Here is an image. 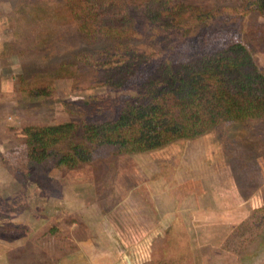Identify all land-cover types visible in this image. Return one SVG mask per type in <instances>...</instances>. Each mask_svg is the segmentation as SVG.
Listing matches in <instances>:
<instances>
[{
  "label": "rangeland",
  "instance_id": "obj_1",
  "mask_svg": "<svg viewBox=\"0 0 264 264\" xmlns=\"http://www.w3.org/2000/svg\"><path fill=\"white\" fill-rule=\"evenodd\" d=\"M60 1L0 0V264H42L45 250L58 259V237L72 236L108 237L130 264H264V116L145 154L95 157L96 168L28 164L22 127L79 124L93 116L85 97L115 109L141 81L113 92L58 72L82 46L58 19ZM200 1L214 21L171 33L141 72L240 42L264 74V18L253 0Z\"/></svg>",
  "mask_w": 264,
  "mask_h": 264
},
{
  "label": "trees",
  "instance_id": "obj_2",
  "mask_svg": "<svg viewBox=\"0 0 264 264\" xmlns=\"http://www.w3.org/2000/svg\"><path fill=\"white\" fill-rule=\"evenodd\" d=\"M250 4L264 18V0ZM58 19L62 24H73L82 43L73 51V69L62 63L58 72L73 83L113 92L128 86L137 76L141 81L131 88V96L118 100L115 109L109 108L106 97H85L81 104L93 116L79 124L22 127L30 166L45 163L67 170L96 168L95 157L145 154L175 141L203 136L222 123L264 116V74L240 42L196 53L185 60L164 58L149 71L141 72V66L156 55L153 47L171 33L187 36L213 22L210 3L61 0ZM107 111L111 117L103 114ZM12 229L15 231L17 226ZM24 233H14L13 238L20 239L26 236ZM33 238L38 242L43 237ZM19 249L23 253L24 249ZM13 259L18 262L9 263L25 261L16 256Z\"/></svg>",
  "mask_w": 264,
  "mask_h": 264
},
{
  "label": "crops",
  "instance_id": "obj_3",
  "mask_svg": "<svg viewBox=\"0 0 264 264\" xmlns=\"http://www.w3.org/2000/svg\"><path fill=\"white\" fill-rule=\"evenodd\" d=\"M110 240L108 237H103L102 241L58 237V259L45 250L42 264H125L121 249H115Z\"/></svg>",
  "mask_w": 264,
  "mask_h": 264
},
{
  "label": "water",
  "instance_id": "obj_4",
  "mask_svg": "<svg viewBox=\"0 0 264 264\" xmlns=\"http://www.w3.org/2000/svg\"><path fill=\"white\" fill-rule=\"evenodd\" d=\"M124 262H125V264H130L128 258H124Z\"/></svg>",
  "mask_w": 264,
  "mask_h": 264
}]
</instances>
